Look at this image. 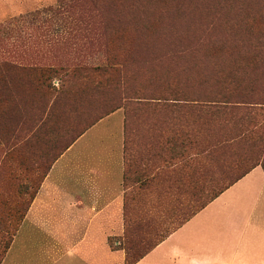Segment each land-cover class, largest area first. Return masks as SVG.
I'll return each mask as SVG.
<instances>
[{
	"label": "rangeland",
	"instance_id": "1",
	"mask_svg": "<svg viewBox=\"0 0 264 264\" xmlns=\"http://www.w3.org/2000/svg\"><path fill=\"white\" fill-rule=\"evenodd\" d=\"M33 1L0 15V261L53 160L115 109L126 125L131 228L129 240L110 239L113 247L143 252L203 201L193 192L168 200L139 189L149 159L163 168L183 142L222 144L216 159L200 156L205 192L264 165V0L256 1L257 28L241 23V38L226 36L224 21L209 16L202 0ZM6 62L20 69L8 71ZM178 199L182 212L168 206Z\"/></svg>",
	"mask_w": 264,
	"mask_h": 264
},
{
	"label": "crops",
	"instance_id": "2",
	"mask_svg": "<svg viewBox=\"0 0 264 264\" xmlns=\"http://www.w3.org/2000/svg\"><path fill=\"white\" fill-rule=\"evenodd\" d=\"M5 1L0 15L34 4ZM117 114L53 160L0 264H127L125 249L110 244L126 237L130 189L125 119ZM176 157L169 162L179 163ZM152 165L149 159L143 174ZM135 264H264V167L253 168Z\"/></svg>",
	"mask_w": 264,
	"mask_h": 264
},
{
	"label": "trees",
	"instance_id": "3",
	"mask_svg": "<svg viewBox=\"0 0 264 264\" xmlns=\"http://www.w3.org/2000/svg\"><path fill=\"white\" fill-rule=\"evenodd\" d=\"M257 0H202L204 2V9L207 11L209 16H214L215 20H223L226 27L224 28V33L226 36L229 37H242V33L240 31L241 23L247 21L245 24H248L247 30H251L253 28H257V19L262 18V12L261 9H257L256 6ZM121 2V0H120ZM79 6L81 7H96L99 4V0H85V1H79ZM122 3V2H121ZM69 7H72L70 9H73L76 6V2H71ZM68 9V8H66ZM59 12V11H58ZM264 18H262L263 21ZM238 21V22H236ZM264 23V22H262ZM215 28V26L213 25ZM249 32H246L248 34ZM181 37H186L187 34H181ZM4 69H8V71H15L20 69L16 64H12L9 62H6L3 64ZM96 69H100L97 67ZM50 72H54L53 67H50ZM230 79L231 82H233L232 77H225V81L229 82ZM230 96V95H229ZM223 98H226L225 96ZM206 111H224L226 113L227 108H221L217 107L215 105H207ZM112 109V108H111ZM117 109L109 112L106 114V117L116 111ZM103 117H100L98 120H96L90 127H88L85 131H83L78 138L84 134L89 128H91L94 124H96L99 120H101ZM126 127V125H125ZM208 133L211 135L214 134L216 131V125L213 123L212 118H210L208 124ZM213 128V129H212ZM78 138H76L65 150H67ZM227 142V141H226ZM186 144V145H185ZM219 143H213L212 141L203 140L199 141L196 139H192L188 141V143H184L182 147L175 152V148L171 151V157L177 156L176 158L180 159L179 163L172 164L171 162H166V165L161 168L155 167L152 165V167H148L145 169L146 174H142L144 177L143 180L138 181L139 189H148L152 190L153 192L157 193L159 196H163V198L169 200L168 197L173 196V198H176L178 195H189L190 193H195L194 195H198L203 199L201 204L197 206L195 210L189 215L188 217L184 218L178 228L184 224L186 221H188L190 218H192L194 215H196L198 212L203 210L209 203H211L213 200H215L220 194H222L228 187L233 185L235 182H237L240 178L245 176L248 172H250L253 168L260 165L259 163L253 164L251 166H248L246 170H244L242 173L238 174L232 180L222 188H216V189H209L205 192V186L206 183L204 182V178L207 175L208 169L206 167H202V161L200 160L201 155H208V157L212 159H216L218 156V149L222 147L221 145H218ZM225 146L223 144V152L225 151ZM199 151V153L197 152ZM217 154V155H216ZM263 167L264 165L261 164ZM125 178L127 179V172L125 174ZM126 185V184H125ZM178 198V197H177ZM165 201V200H164ZM177 202V204H176ZM173 202L170 201L171 205L168 204V206H173L176 208L177 211L182 212L183 211V204L178 201ZM200 202V201H199ZM198 203V202H196ZM127 225V231H126V237L124 239H130L129 236V228H131V224L129 221L126 220ZM170 235L167 234L164 237H162L160 240L156 241L152 245H150L146 250L143 252H137L133 248H124L127 253V264H135L137 263L141 258H143L149 251H151L153 248H155L158 244H160L165 238H167ZM123 239V240H124ZM126 243V242H125ZM123 248V247H121Z\"/></svg>",
	"mask_w": 264,
	"mask_h": 264
}]
</instances>
